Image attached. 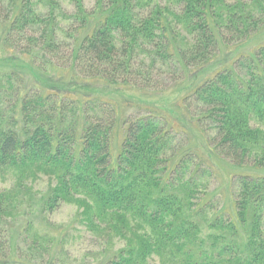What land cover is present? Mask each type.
<instances>
[{"label":"trees","instance_id":"16d2710c","mask_svg":"<svg viewBox=\"0 0 264 264\" xmlns=\"http://www.w3.org/2000/svg\"><path fill=\"white\" fill-rule=\"evenodd\" d=\"M62 1L0 0L3 51L48 77L27 84L10 58L0 65V175L13 176L0 189V264L63 263L61 227L29 217L35 197L40 216L81 209L98 264H264V44L199 78L263 30L264 0H65L71 13ZM188 78L200 80L178 108L208 154L248 169L231 178L229 208L209 191L211 163L182 146L184 125L134 102L121 119L95 95L99 84L159 94Z\"/></svg>","mask_w":264,"mask_h":264},{"label":"rangeland","instance_id":"374dc122","mask_svg":"<svg viewBox=\"0 0 264 264\" xmlns=\"http://www.w3.org/2000/svg\"><path fill=\"white\" fill-rule=\"evenodd\" d=\"M85 5L90 9L93 5L92 0H84ZM63 8L71 13L73 11L72 5L67 1H62ZM65 24V23H64ZM264 44V28L263 30L252 37L239 49L233 50L234 52L228 54V50H222V53L219 55L220 61H213L204 71L199 75V78L202 76L208 75L215 68L221 66H228L231 59H233L237 54L248 53L258 45ZM10 58L14 64L10 67L18 69L24 76L26 83L41 82L43 78L48 81V77H44L40 71L35 69V67L30 66L28 60L23 58H14L5 51H3L0 44V65H7L6 60ZM231 58V59H230ZM2 59V60H1ZM219 67V68H220ZM2 67H0L1 69ZM3 69V68H2ZM1 69V70H2ZM198 78V79H199ZM198 79H187L184 84L176 86L172 89H169L165 92L159 94H142L141 92L135 90L127 89H117L114 86H107L104 84H99L96 87L95 95L99 98L106 100H112L116 102L118 109L120 111L121 119L133 110H129L127 106L128 103H140V104H150L153 107L162 109L175 123V125L182 126L187 129L185 138H184V149L193 150L201 154L214 168V175L208 179L209 191L214 195V200H220L223 207H230V194L232 193L231 189V178L236 172H246L247 168H238L232 164L226 162L225 160L217 159L208 154V149L204 136L197 131L190 123L185 114L182 113L181 108H178L179 99L188 92V89L198 82ZM121 119L118 118V123H116L115 134H114V144L119 141L122 132H121ZM183 141V139H182ZM179 145V144H178ZM264 174V171H263ZM33 183V190L36 192H45L50 184L49 177L45 175H39ZM13 180L12 174L2 173L0 175V189L9 187ZM39 201L38 197H35L33 200L34 207L32 214H29V217L39 223L43 222L44 218H47L55 227H61L59 231H56L59 238L65 239V244L63 245L64 251L62 256V264H98L103 258L104 254L100 255L103 250V245L98 244L92 237V233L87 231L85 227L80 223L79 213L81 209L76 204H62L55 212L48 215L44 214L40 216L37 203ZM23 205H25L23 203ZM38 216V217H37ZM26 219L25 215L20 217ZM37 223V222H36ZM58 240V239H57ZM109 244V243H108ZM121 246V242L117 239L114 240L112 246L108 245L109 248L117 249ZM58 247V251H59ZM110 250V249H108Z\"/></svg>","mask_w":264,"mask_h":264}]
</instances>
